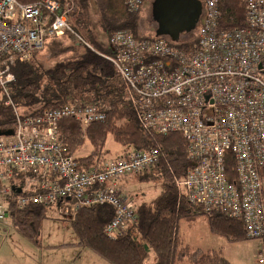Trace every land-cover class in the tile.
<instances>
[{"label":"built area","instance_id":"1","mask_svg":"<svg viewBox=\"0 0 264 264\" xmlns=\"http://www.w3.org/2000/svg\"><path fill=\"white\" fill-rule=\"evenodd\" d=\"M145 0H124L137 12ZM202 15L195 42L181 47L167 37L135 39L116 32L108 41L114 68L140 127L153 135L180 134L191 163L174 185L191 206L205 214L222 213L241 220L247 239L264 248V0H244L245 27L220 28L219 0H200ZM72 0H0V89L14 81L10 66L27 63L52 38L75 37L69 25ZM167 38V39H165ZM6 104H10L9 100ZM14 110L12 136L0 137V225L7 218L8 182L23 175L16 204L54 208L70 219L80 208L107 205L114 217L105 227L109 238L137 222L135 204L124 179L167 163L158 144L149 151L130 150L126 157L83 168L63 153L59 123L70 118L82 131L104 121L96 106L65 105L32 116ZM6 184V185H5ZM261 262L263 263V254Z\"/></svg>","mask_w":264,"mask_h":264},{"label":"trees","instance_id":"2","mask_svg":"<svg viewBox=\"0 0 264 264\" xmlns=\"http://www.w3.org/2000/svg\"><path fill=\"white\" fill-rule=\"evenodd\" d=\"M20 1L29 4L39 0ZM72 1L75 10L69 16V25L91 49L83 47L76 59L58 62L49 69L37 63L34 57L27 63L14 62L10 66L14 81L8 84L6 93L0 89V131L14 129L15 108L31 109L32 116L65 105L96 106L105 111V120L92 123L84 132L73 119L60 121L59 137L65 155L73 156L83 168L96 167L103 162L105 144L111 136L123 149L119 157H126L129 148L149 151L159 144L168 160L167 163L161 160L157 167L135 175L140 182L160 180L161 191L152 201L135 204L137 222L127 226L122 234L115 238L105 235L104 229L114 217V209L107 205L80 208L66 219L78 245L105 264H144L151 253L155 255L153 264H178L185 260L189 264H227L217 251L190 252L183 247L179 223L204 217L211 234L237 243L247 239L242 221L222 213L205 214L179 195L174 178L181 179L191 168L186 159L184 140L177 133L156 136L140 127L113 66L102 57L110 55L108 41L116 32H129L139 40L156 37L154 33L145 34L141 28L142 7L131 12L123 5L124 0H93L100 31L105 38L102 42L84 11L91 0ZM219 5L221 29L231 31L245 27L244 0H219ZM66 38L76 41L72 35ZM51 41H57V38ZM194 42L190 37L179 46H191ZM8 100L10 104H6ZM85 143L91 148L90 155L77 157ZM23 179L22 174L15 173L13 180L8 182L11 192L5 202L7 219L20 236L40 247L42 224L48 219V209L43 206L17 207V191ZM261 252L264 258V248Z\"/></svg>","mask_w":264,"mask_h":264},{"label":"rangeland","instance_id":"3","mask_svg":"<svg viewBox=\"0 0 264 264\" xmlns=\"http://www.w3.org/2000/svg\"><path fill=\"white\" fill-rule=\"evenodd\" d=\"M145 1L143 11L140 12L141 28L145 34H152L153 30L157 27L153 14V3L155 0ZM84 11H86L88 20H90L93 27H95L94 31L96 32L98 38L102 42H105V38L102 35L98 24V11L95 2L93 0L89 1L86 8H84ZM190 37L193 38V35L186 36V34H183L181 35V41L184 42ZM83 47L85 46L64 37L57 39V41L49 40L46 43V46L33 57L37 63H40L45 69H49L58 62L76 59ZM89 48L91 49L90 46ZM30 111L31 109H21L19 110V113L29 114ZM130 150H132V148ZM122 151V147L117 145L113 141L112 137L109 136L107 138L101 159L103 162L107 160H116ZM90 153L91 148L88 143H85V146L77 152V157H85L90 155ZM160 183V180H155L153 182H140L135 175H132L129 178L124 179L122 184L133 203L139 204L143 202H150L157 197L161 191ZM0 204L3 205L2 200ZM55 215L51 212V210H48V221L44 223V227L42 228L43 231H41L42 237L44 235V247L51 245V243H54L55 241H63V243H70L71 241H74V235L66 219L57 220L58 217ZM179 236L182 246L187 248L190 252H194L196 250H201L203 252L217 251L227 264H262V257L260 256L262 252L260 242L258 240L246 239L237 243H229L224 238L210 233L204 217H197L191 221L181 220L179 223ZM20 240L25 242L23 238H21L11 227L9 220L7 218L3 220L0 225V259L4 256L7 258V253L9 251L15 252L19 255V249L21 248V244H19ZM17 248L19 249L17 250ZM79 250L80 249L78 248L77 251ZM75 251L76 249L53 251L44 253V255L48 254L51 257L52 254L53 258H51L52 260H55L54 263L56 264H70V257H72V254ZM84 251L92 255V253L87 249H84ZM154 261L155 255L151 253L144 264H153ZM178 264L189 263L185 260L179 262Z\"/></svg>","mask_w":264,"mask_h":264},{"label":"crops","instance_id":"4","mask_svg":"<svg viewBox=\"0 0 264 264\" xmlns=\"http://www.w3.org/2000/svg\"><path fill=\"white\" fill-rule=\"evenodd\" d=\"M82 157V156H79ZM123 183V182H122ZM123 186V184H122ZM123 188L125 189V187L123 186ZM125 192L127 193L126 189ZM48 210H51V212L57 216V220H62L61 217H59L55 211V209L52 207ZM48 221V219H46L43 224H42V228L44 227V223H46ZM69 225V223H68ZM70 227V225H69ZM71 229V227H70ZM43 231V230H41ZM72 231V229H71ZM17 233V232H16ZM73 233V231H72ZM74 235V241H71L70 243H63V241H55L54 243H51V245H48L46 247L43 246V240H44V235L42 237V233H41V246L37 247L32 245L30 242H28L25 238H23L22 236H20L21 238H23V241H19V244H21V248H17V250H20V254H16L15 252H11L9 251L7 253V258L4 256L0 259L1 264H56L54 263L55 260H52V254L51 257L48 254L44 253H49V252H53V251H64V250H72V249H76V251L78 250V248L80 249L79 251H75L72 254V257H70L71 263L70 264H105L101 259H99L97 256H95L92 252L91 254H88V252L84 251V248H81L78 245V241L77 238ZM28 244H27V243ZM16 251V250H15ZM44 251V252H42ZM90 252V251H89ZM97 257V258H95ZM102 261V262H101Z\"/></svg>","mask_w":264,"mask_h":264},{"label":"water","instance_id":"5","mask_svg":"<svg viewBox=\"0 0 264 264\" xmlns=\"http://www.w3.org/2000/svg\"><path fill=\"white\" fill-rule=\"evenodd\" d=\"M192 2L198 8L197 0H155L153 3L154 21L157 24L156 37H167L178 42L181 35L193 31L199 21L200 12L188 15L186 3ZM200 10V9H199ZM13 130L0 131V137L12 136Z\"/></svg>","mask_w":264,"mask_h":264},{"label":"flooded vegetation","instance_id":"6","mask_svg":"<svg viewBox=\"0 0 264 264\" xmlns=\"http://www.w3.org/2000/svg\"><path fill=\"white\" fill-rule=\"evenodd\" d=\"M184 1V0H183ZM199 3H200V8H198L195 4H193L192 2H190L189 4H187L186 2V7H187V9H186V12H187V14L188 15H194V14H197V13H199L200 12V16H199V19H200V17H201V15H202V3H201V1L200 0H197ZM146 2V1H145ZM145 2H144V4H143V6H142V10L141 11H143V7H144V5H145ZM200 9V10H199ZM156 29H157V27H156ZM156 29H154L153 30V33H155V31H156Z\"/></svg>","mask_w":264,"mask_h":264},{"label":"bare ground","instance_id":"7","mask_svg":"<svg viewBox=\"0 0 264 264\" xmlns=\"http://www.w3.org/2000/svg\"><path fill=\"white\" fill-rule=\"evenodd\" d=\"M30 4V3H29Z\"/></svg>","mask_w":264,"mask_h":264}]
</instances>
